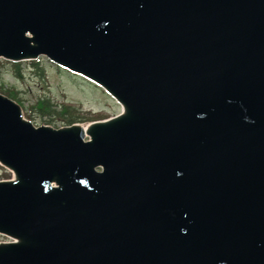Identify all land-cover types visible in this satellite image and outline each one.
Here are the masks:
<instances>
[{
	"label": "water",
	"instance_id": "95a60500",
	"mask_svg": "<svg viewBox=\"0 0 264 264\" xmlns=\"http://www.w3.org/2000/svg\"><path fill=\"white\" fill-rule=\"evenodd\" d=\"M42 55L123 112L0 94V264H264V0H0V58Z\"/></svg>",
	"mask_w": 264,
	"mask_h": 264
},
{
	"label": "rangeland",
	"instance_id": "374dc122",
	"mask_svg": "<svg viewBox=\"0 0 264 264\" xmlns=\"http://www.w3.org/2000/svg\"><path fill=\"white\" fill-rule=\"evenodd\" d=\"M2 61L4 60H0V62ZM43 64L48 73L47 79L37 76L28 64L23 65V79L16 76L10 64H5L2 68L1 80L7 86L13 85L22 90L21 96L27 112H30V106L36 104L40 98H51L52 102L66 100L71 103L82 104L86 115L98 114L103 111L109 116H114L121 111V107L96 85L66 70L58 69L45 57H43ZM33 115V121L38 126L60 127L64 125V121L60 119L42 117L37 110ZM51 119L54 120L51 121ZM5 176L4 170L0 167V179ZM0 240L3 238L0 237Z\"/></svg>",
	"mask_w": 264,
	"mask_h": 264
},
{
	"label": "trees",
	"instance_id": "16d2710c",
	"mask_svg": "<svg viewBox=\"0 0 264 264\" xmlns=\"http://www.w3.org/2000/svg\"><path fill=\"white\" fill-rule=\"evenodd\" d=\"M32 65L36 69V71L38 70L40 72L42 76L46 75L45 68L42 66L41 61L32 62ZM13 67L15 68L17 75L19 77H22V73H21L22 64H13ZM0 70H1V64H0ZM0 91L22 102V99L20 97V92L16 88H11V89L6 88L4 86V83L1 81V79H0ZM34 108L39 110L43 116H52L56 114V116L62 118V120H64L67 124H73L76 122H86L95 118H100L104 115L103 113L86 115L80 105H74L68 103H63L60 109H56L55 104H52L51 101L47 99L40 100L36 104V106H34ZM29 117H33L32 114H30Z\"/></svg>",
	"mask_w": 264,
	"mask_h": 264
}]
</instances>
